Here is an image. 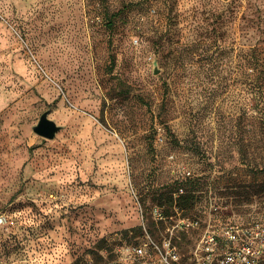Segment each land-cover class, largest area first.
Masks as SVG:
<instances>
[{"label":"rangeland","instance_id":"obj_1","mask_svg":"<svg viewBox=\"0 0 264 264\" xmlns=\"http://www.w3.org/2000/svg\"><path fill=\"white\" fill-rule=\"evenodd\" d=\"M210 206L264 221V0H0V264H190Z\"/></svg>","mask_w":264,"mask_h":264},{"label":"built area","instance_id":"obj_2","mask_svg":"<svg viewBox=\"0 0 264 264\" xmlns=\"http://www.w3.org/2000/svg\"><path fill=\"white\" fill-rule=\"evenodd\" d=\"M203 218H180L175 227L198 232L190 253V264H264V221L231 220L222 210L210 206ZM154 215L162 221L163 213ZM154 244L143 242L132 249L134 257H144ZM155 245V244H154ZM161 264H176L179 257L168 240L161 247L155 245Z\"/></svg>","mask_w":264,"mask_h":264},{"label":"water","instance_id":"obj_3","mask_svg":"<svg viewBox=\"0 0 264 264\" xmlns=\"http://www.w3.org/2000/svg\"><path fill=\"white\" fill-rule=\"evenodd\" d=\"M60 129L55 122L48 119V112H45L40 115L38 118L37 124L34 125L32 131L39 135L40 137H44L46 139L54 138L55 133Z\"/></svg>","mask_w":264,"mask_h":264},{"label":"trees","instance_id":"obj_4","mask_svg":"<svg viewBox=\"0 0 264 264\" xmlns=\"http://www.w3.org/2000/svg\"><path fill=\"white\" fill-rule=\"evenodd\" d=\"M254 64H255V59L252 56L251 60H250V67H252V69H253L252 72L253 73L257 70V68H256V66H254Z\"/></svg>","mask_w":264,"mask_h":264}]
</instances>
